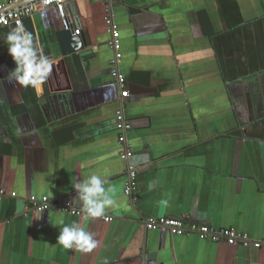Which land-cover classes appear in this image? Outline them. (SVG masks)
I'll return each instance as SVG.
<instances>
[{
    "label": "crops",
    "instance_id": "obj_1",
    "mask_svg": "<svg viewBox=\"0 0 264 264\" xmlns=\"http://www.w3.org/2000/svg\"><path fill=\"white\" fill-rule=\"evenodd\" d=\"M74 11L89 43L83 54L63 56L56 8L23 23L51 61L42 90L9 79L15 63L4 38L12 29L0 30V189L17 194L0 201V264H264V248L144 223L172 217L264 237V0H117L138 169L132 198L124 192L105 5L75 0L71 18ZM93 174L116 189L117 206L85 219L73 186ZM32 196H72L82 214L44 217L31 211ZM73 222L94 234L91 252L57 243Z\"/></svg>",
    "mask_w": 264,
    "mask_h": 264
},
{
    "label": "built area",
    "instance_id": "obj_2",
    "mask_svg": "<svg viewBox=\"0 0 264 264\" xmlns=\"http://www.w3.org/2000/svg\"><path fill=\"white\" fill-rule=\"evenodd\" d=\"M27 2L29 0H12L4 4H0V30L12 29L17 25H23L24 21L32 18L36 13L49 7H54L59 12L65 29H69L72 24L71 16L68 13V5L75 0H33L24 5L18 6L19 2ZM106 10L105 22L107 31L111 36L109 46L114 52L111 60L110 73L113 76L119 90V98L117 99L118 109L115 113L116 126L118 131V145L120 148V158L126 164V182L124 192L126 196L132 198L136 189V179L138 169L133 164L134 150L129 140V134L133 127L127 119L125 108L126 100L130 98L131 92L129 82L126 76L120 70L122 61L121 42L118 26L115 22L114 8L117 0H103ZM17 4V6H16ZM5 198H17L15 192L6 189H0V201ZM30 209L36 214L46 211H59L79 216L82 212L76 209L72 203V196L62 199L53 200L49 197L38 198L32 196L28 200ZM105 222L113 221L112 217H104ZM149 230H159L163 233L171 235H196L203 240L212 242H224L231 246H243L246 248L262 249L264 248V237L252 238L248 234L239 233L232 229H215L208 225L192 223L186 224V221L180 218L172 217H149L144 221ZM144 264H151L145 261Z\"/></svg>",
    "mask_w": 264,
    "mask_h": 264
},
{
    "label": "clouds",
    "instance_id": "obj_3",
    "mask_svg": "<svg viewBox=\"0 0 264 264\" xmlns=\"http://www.w3.org/2000/svg\"><path fill=\"white\" fill-rule=\"evenodd\" d=\"M4 41L15 63V68L9 73V79L15 80L23 87L30 86L42 90L52 65L43 49L34 43L33 34L23 25H17L6 35ZM106 183L101 176L93 174L73 186L78 196V200L73 203L80 205L85 219L102 217L108 208L117 206V191L114 187L105 188ZM151 187L150 183L149 190ZM161 203L166 205L167 201ZM19 211L18 207L17 212ZM57 243L64 249H77L82 252H91L97 246L94 234L85 231L78 222L64 225L60 229Z\"/></svg>",
    "mask_w": 264,
    "mask_h": 264
},
{
    "label": "water",
    "instance_id": "obj_4",
    "mask_svg": "<svg viewBox=\"0 0 264 264\" xmlns=\"http://www.w3.org/2000/svg\"><path fill=\"white\" fill-rule=\"evenodd\" d=\"M33 0H29L27 2H30ZM18 6H21L18 4ZM72 24L69 27V29H65L59 34V40H60V46L63 56H68L72 54H83L87 51L89 48V43L86 38L85 32L82 30V25L80 18L76 14V12H72ZM14 27H12L13 29ZM50 212L46 211L44 213H41L42 216L46 217L48 216ZM166 234L163 235L162 243L165 242ZM154 258V257H153ZM149 260V259H147ZM151 264H155V261L153 259V262H150Z\"/></svg>",
    "mask_w": 264,
    "mask_h": 264
}]
</instances>
